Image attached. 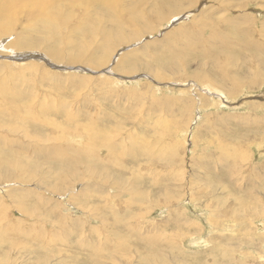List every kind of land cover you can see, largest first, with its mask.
Listing matches in <instances>:
<instances>
[{
    "label": "rangeland",
    "instance_id": "rangeland-1",
    "mask_svg": "<svg viewBox=\"0 0 264 264\" xmlns=\"http://www.w3.org/2000/svg\"><path fill=\"white\" fill-rule=\"evenodd\" d=\"M184 1L179 21L166 14L138 40L114 46L103 66L95 64L99 41L71 21L36 31L38 18L27 24L22 15L0 35V104L19 88L27 103L46 104L44 118L70 128L30 127L33 136L61 138L36 148L71 144L100 160L90 166L99 178L82 171L74 184L46 159L31 163L39 174L30 179L15 169L11 179L19 181L1 182L9 171L0 170V241L13 240L0 245V264H264V59L253 62L254 50L238 46L249 37L241 31L253 41L264 32V0ZM218 27L236 29L218 33L232 52L219 50ZM20 37L32 48L15 49ZM182 47L191 51L179 54L171 74L160 65L163 49ZM202 50L224 56L219 64L233 80L214 73ZM125 56L134 61L123 73ZM76 123L92 125L93 141L72 131ZM20 131H0V153L15 150L28 166L33 154L15 148L26 142ZM100 183L104 198L94 193ZM11 228L22 233L11 236Z\"/></svg>",
    "mask_w": 264,
    "mask_h": 264
},
{
    "label": "bare ground",
    "instance_id": "bare-ground-1",
    "mask_svg": "<svg viewBox=\"0 0 264 264\" xmlns=\"http://www.w3.org/2000/svg\"><path fill=\"white\" fill-rule=\"evenodd\" d=\"M191 2L192 1H190V3ZM185 4L186 3L184 0H0V35H7L14 28H16L18 21H20L22 15H25L24 19L27 24H31L36 18H38V25L40 27H38V25L36 24L30 26L36 31L43 29L51 32L54 26L56 28L58 27L57 24L59 22L71 21L74 24L75 30L79 32L83 31L85 39L91 38L99 41V44L94 47L95 53H100V58L97 59L95 64L103 66L107 59L106 57L108 53L113 49L114 46L118 45L119 47L125 44V42L130 43L138 40L140 34L150 31L151 26L157 23V21L163 20L166 14H168L171 19L173 18V20L175 18H178L175 16V14H182ZM34 13L37 14L35 17H33ZM78 13L82 15L80 18L78 17ZM175 21H179V19H175ZM223 23L227 25L233 22H229L227 20L223 21ZM220 28L221 27L213 29L212 37L215 39H220L221 41L218 45L219 50L223 51L224 53H228L231 51L229 48H227L228 42L230 41H225L224 38L220 37L218 33L227 31L224 36H226L228 33L232 35L236 29L234 30L233 27H229V29L227 30H221ZM127 30L129 31L128 33H126ZM176 31H180L178 32L180 36H187L189 34L188 30L183 28H178L176 29ZM241 33L244 36L246 35L247 37H250L252 35L251 32H249V30L247 29L245 31H241ZM249 37L245 42L238 44V46L240 50L244 52L253 49L254 53H256L257 56L251 53L249 58L253 62L261 63L264 59V32L262 31L261 35L257 37L259 39H257L256 41H253ZM172 44L174 45L175 42ZM13 47H16L15 49L17 50L18 48L23 50L27 49V47L32 48V43H30V41L26 37H20L15 42ZM190 51L191 49L187 47H182L180 50L176 48H171L169 50H167V48L165 50L163 49V55L165 58L160 63L161 67L165 68L168 66H172L173 68L169 70L170 73L173 74L176 66L178 65L177 59L180 57L179 54L181 52H185L188 54ZM52 53L53 52H51V54ZM202 54L205 56L207 64L212 65L211 70L214 73H220L221 75H219L224 79H227L226 81L233 80L230 76L229 69L227 70L228 65L219 64L220 62L225 61L224 56H217L213 53H208L206 50H202ZM237 55L241 54L238 53ZM124 58L126 59H123V61L120 60L119 64L117 65L121 68V70H123V73L125 72L124 69L129 68L127 66L129 64V61H134L130 60L129 57L126 56ZM25 77L27 79H30L27 76ZM256 77L260 78V74L257 73ZM235 80L236 79H234L233 81V91L237 87L236 85L240 84L239 81ZM247 83H250L251 85L252 82L248 81ZM29 86L32 85L29 84ZM204 87L205 90L210 93L212 91H216L219 94L221 93L220 90L212 85H204ZM9 96L12 100L11 102H7L6 104L2 105L0 104V131L12 135L21 132L20 129H24V133L21 138L26 142L24 144L15 145V148H17L19 151L25 150L30 155L33 154L35 159L30 160V157L28 166H25L22 164L21 159L18 158L21 157L20 153L15 150H3V152L0 153V170L5 168L9 172H6L5 179L1 182L19 181L17 177L11 179L14 176L10 172H13L15 169H18L20 171L23 170L26 173L27 177L30 176V173H32V176H34L33 174H39L36 166L31 164L33 162H37L36 160L38 159H46L47 163L51 162L52 164L56 165L57 170L55 171L54 175L57 174L61 177L65 176L66 178L71 179L73 184L75 180L77 181L78 175L80 173H83L82 171H84L85 174L87 173L89 179L96 180V178H99L97 170L90 166L100 164V160L98 157L94 156L93 152H91L92 154L89 153L88 149L77 150L74 149V147L72 148L70 146L71 144L69 146L67 145V148H65V150L56 149L55 151H51V149L53 148H49L48 150L50 152L48 150L46 151L45 148H36L35 145L38 143H61V138L59 136H53L51 133H49L47 136V132H42L38 134V136H33L32 131L29 130L30 127L39 126L38 131H44L47 129L46 126L48 125L50 130L58 127L68 133L69 131L67 129L70 128L63 122H52L49 117L44 118L45 112H43V109L46 107V104L35 105L34 103H27L26 98L21 96V90L19 88H17L14 93H10ZM217 96L219 97V95ZM30 109H32V111H30ZM56 116L58 117L59 114H56ZM72 129V131L74 132L75 130L81 131L86 135V138H91L93 141L94 137L91 133L94 134V129L92 128L91 124L79 125L76 123L72 125ZM1 142L2 140L0 138V143ZM99 144H101V142H98V145ZM93 145H96L95 142L93 143ZM105 145L108 146L110 144ZM112 149L113 150L110 149L109 151H116L119 148L115 149V147L113 146ZM131 155H134V153ZM7 157L14 159L15 163L12 166L10 163L6 162L5 158ZM114 162L115 161H113V163ZM48 174L50 175L51 173L48 172ZM0 180H2L1 177ZM21 181L28 182L27 180ZM100 184L102 186H97L96 191L94 190V193H98L101 198H104L106 197V195L103 193L102 189L105 188V184ZM122 185L124 184L119 183V186ZM52 191L55 192L57 190ZM36 197L37 200L46 202V200L43 199L40 193H36ZM47 203L48 202H46V204ZM21 233L22 232H17L13 228L8 230V234H10L11 236L20 235ZM37 242L39 245L42 244L39 243V241ZM6 243H8L10 247L13 246L12 239L5 238V240L0 241V245Z\"/></svg>",
    "mask_w": 264,
    "mask_h": 264
}]
</instances>
